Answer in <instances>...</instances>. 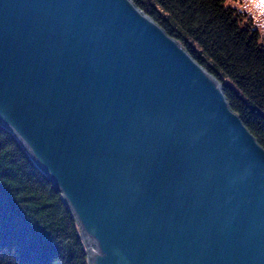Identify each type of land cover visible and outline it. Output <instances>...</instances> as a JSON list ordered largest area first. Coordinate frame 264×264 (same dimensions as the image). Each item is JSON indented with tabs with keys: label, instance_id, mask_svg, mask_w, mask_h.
<instances>
[{
	"label": "water",
	"instance_id": "water-1",
	"mask_svg": "<svg viewBox=\"0 0 264 264\" xmlns=\"http://www.w3.org/2000/svg\"><path fill=\"white\" fill-rule=\"evenodd\" d=\"M0 122L89 264H264V147L132 0H0Z\"/></svg>",
	"mask_w": 264,
	"mask_h": 264
},
{
	"label": "trees",
	"instance_id": "trees-1",
	"mask_svg": "<svg viewBox=\"0 0 264 264\" xmlns=\"http://www.w3.org/2000/svg\"><path fill=\"white\" fill-rule=\"evenodd\" d=\"M213 74L264 147V36L225 0H132ZM0 264H89L60 190L0 122Z\"/></svg>",
	"mask_w": 264,
	"mask_h": 264
},
{
	"label": "rangeland",
	"instance_id": "rangeland-1",
	"mask_svg": "<svg viewBox=\"0 0 264 264\" xmlns=\"http://www.w3.org/2000/svg\"><path fill=\"white\" fill-rule=\"evenodd\" d=\"M226 4L244 9L253 18L252 24L260 29L264 36V0H225Z\"/></svg>",
	"mask_w": 264,
	"mask_h": 264
}]
</instances>
